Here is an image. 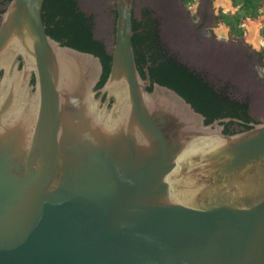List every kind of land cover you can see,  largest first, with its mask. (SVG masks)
<instances>
[{
    "label": "water",
    "instance_id": "water-1",
    "mask_svg": "<svg viewBox=\"0 0 264 264\" xmlns=\"http://www.w3.org/2000/svg\"><path fill=\"white\" fill-rule=\"evenodd\" d=\"M115 4L101 88V58L48 35L44 0L3 14L0 264H264V123L226 134L143 76L135 0Z\"/></svg>",
    "mask_w": 264,
    "mask_h": 264
},
{
    "label": "rangeland",
    "instance_id": "rangeland-1",
    "mask_svg": "<svg viewBox=\"0 0 264 264\" xmlns=\"http://www.w3.org/2000/svg\"><path fill=\"white\" fill-rule=\"evenodd\" d=\"M109 0H77L80 8L86 12H100L105 9ZM136 17L140 18L142 11L150 9L154 17L159 22L163 40L169 46L177 45L183 60L192 67L199 70L211 72L214 77L221 76L219 69L221 60L214 51L224 48L226 51L247 47L253 52L249 59L252 60L257 55L259 67L254 75L257 87L264 85V0L257 18L244 17L240 11L243 0H135ZM236 17L241 20L236 22ZM243 17V18H242ZM254 28L256 37L254 38L250 28ZM102 28L98 19L96 25V37L100 38ZM204 33L206 35H204ZM206 40H205V37ZM216 41V42H212ZM224 45H218L219 42ZM113 45L109 47L112 50ZM259 51H256V49ZM208 50V51H207ZM219 59V60H218ZM193 61V62H192ZM232 64V62H231ZM231 64L227 63L226 76H231L234 71ZM225 65V66H226ZM262 96V93H259ZM259 95L254 97L257 103ZM256 100V101H255ZM252 116L264 119L263 106L254 105ZM264 123V122H261Z\"/></svg>",
    "mask_w": 264,
    "mask_h": 264
},
{
    "label": "trees",
    "instance_id": "trees-1",
    "mask_svg": "<svg viewBox=\"0 0 264 264\" xmlns=\"http://www.w3.org/2000/svg\"><path fill=\"white\" fill-rule=\"evenodd\" d=\"M262 5L263 0H243L241 12L246 18H257ZM147 16L148 21L140 32L136 33V22H133L135 32L133 47L141 74L145 76L143 68L150 62L149 74L152 82L177 91L207 118V124L212 123L213 117L219 116L224 105L228 111L225 116H229L230 112H234L231 114L234 116L240 110V113L247 117L246 105L239 107V104L231 102L230 99L221 98L201 77L191 73L174 57L167 58L168 53L165 52L160 38L159 23L150 13H147ZM42 17L46 31L53 39L64 46L92 53L101 58L104 66V74L98 85V88H101L110 73L112 58L104 44L93 36V18L81 12L78 3L74 0H44ZM239 20L241 18L236 17L235 21Z\"/></svg>",
    "mask_w": 264,
    "mask_h": 264
},
{
    "label": "flooded vegetation",
    "instance_id": "flooded-vegetation-1",
    "mask_svg": "<svg viewBox=\"0 0 264 264\" xmlns=\"http://www.w3.org/2000/svg\"><path fill=\"white\" fill-rule=\"evenodd\" d=\"M74 1L77 2V0ZM11 2L12 0H0V24L3 18V14L7 10ZM78 7L81 12L85 13L88 17L93 18V36L95 39L101 41L104 44L106 51L110 54L111 50L109 49V47L114 45L115 42V24L117 17L115 0H109L108 2H106L105 9L100 12V18L97 17V12L95 11L93 12L83 11L80 8L79 3H78ZM241 7L242 4L240 6L239 12L241 11ZM134 11H135L134 21L136 22V29H137L136 33L140 32L143 29L144 25H146L149 18L147 16V13H150L153 16V18L157 20L154 17V14L151 12V10L148 8L142 11L140 18H137L136 1H135ZM77 14H79V12ZM98 19L100 20V25L102 28V32H101L102 37L100 38L96 37V25ZM159 31H160V26H159ZM204 35L206 34L204 33ZM160 38L163 44V48L166 50L165 52L168 53L167 58L174 57L179 63L186 66L191 73H193L198 77H201L204 80V82H206L213 89V91L217 93V95H219L221 98L223 99L228 98L231 100V102H234L235 104H239V107H242L243 105L247 106L248 116L245 117L243 113H240V110L239 113L237 114L236 112V115L234 116L231 115L234 112H230L229 116H225L228 111L227 109H225L226 107L224 105L223 108H221V113L219 114V116L212 118L213 119L212 123L227 118L233 119L225 123L221 122L220 124L224 126L225 133L234 134L249 130L256 123L264 122V119H259L252 116V110L254 109L253 108L254 105L257 106L261 105L263 106L264 109V85L262 89L260 87H257V81L256 78L254 77V75L257 74L259 69V67L255 65L256 64L255 62H258V59L256 57L257 55H254L252 60L249 59V56L255 51L242 46H239L238 48H234L233 51L229 49L226 51V49L224 48L222 49L218 48V50L214 51V49L212 48L211 52H216L218 54L217 55L218 58L221 60L219 67L221 71V76L214 77L211 74V72H209V70L208 71L199 70L198 68L192 67V65L184 61L182 59L183 55L182 53L181 54L179 53L181 51L179 50L177 45L171 47L167 43H165L161 31H160ZM212 42H216V41H212ZM218 45H224V44L219 42ZM146 58L147 61H149V55H147ZM227 63L231 64L234 71V73L230 77L226 76V72L231 73L230 71H228L229 70L228 68L230 67H227L226 65ZM149 66H150V62H148L144 66L143 68L144 73H145V68L147 67L149 68ZM260 92L262 93V96L259 95ZM257 95H259V98L256 103L254 102V97L256 98Z\"/></svg>",
    "mask_w": 264,
    "mask_h": 264
},
{
    "label": "bare ground",
    "instance_id": "bare-ground-1",
    "mask_svg": "<svg viewBox=\"0 0 264 264\" xmlns=\"http://www.w3.org/2000/svg\"><path fill=\"white\" fill-rule=\"evenodd\" d=\"M250 29H251V32H252V34H253L252 36L255 38V37H256V33H254V30H255V29H254L253 27L250 28Z\"/></svg>",
    "mask_w": 264,
    "mask_h": 264
},
{
    "label": "clouds",
    "instance_id": "clouds-1",
    "mask_svg": "<svg viewBox=\"0 0 264 264\" xmlns=\"http://www.w3.org/2000/svg\"><path fill=\"white\" fill-rule=\"evenodd\" d=\"M256 51H259V49L257 48ZM73 107H78V104L73 103Z\"/></svg>",
    "mask_w": 264,
    "mask_h": 264
}]
</instances>
